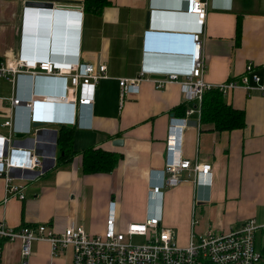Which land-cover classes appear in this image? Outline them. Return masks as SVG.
<instances>
[{
	"label": "crops",
	"instance_id": "1",
	"mask_svg": "<svg viewBox=\"0 0 264 264\" xmlns=\"http://www.w3.org/2000/svg\"><path fill=\"white\" fill-rule=\"evenodd\" d=\"M108 1L95 8L85 6L84 0H53V7L0 0V62L21 56L104 63L107 73L95 88L93 102L81 107L80 120L73 101L34 100L33 121L46 122L57 130V137L62 127H71L75 153L59 162L55 157V165L40 174L17 177L24 184V198L7 193L0 177V221L12 226L47 222L56 230L75 221L88 232L101 234L113 199L119 228L144 219L155 204L181 244L187 242L191 228L198 233L207 228L228 230L248 217L264 223V91L254 80L257 75L264 83V0H208L204 23L186 11L188 0ZM194 31L203 39L204 77L210 83L240 79L246 64H253L249 83L255 87H236L224 95L226 103L243 110V126L218 130L193 113L181 127L185 104L176 81L156 88L146 78L137 93L120 101V77L141 70L185 75ZM69 83L68 75L38 74L33 81L14 82L0 76V132L7 131L3 121L10 115L12 95L25 99L14 112L26 125L31 91L64 95ZM173 118L180 125L177 149L185 157L210 162L211 182L196 185L187 179L162 188L154 197L150 181L160 179ZM33 129L23 137L34 135ZM115 138L123 142L113 144ZM52 139L49 133L39 139L47 156ZM88 146L115 152L113 170L84 173L81 151ZM193 215L197 222L191 227ZM68 247L53 256L47 240H35L28 264H72ZM1 264H22L19 240L3 242Z\"/></svg>",
	"mask_w": 264,
	"mask_h": 264
},
{
	"label": "built area",
	"instance_id": "2",
	"mask_svg": "<svg viewBox=\"0 0 264 264\" xmlns=\"http://www.w3.org/2000/svg\"><path fill=\"white\" fill-rule=\"evenodd\" d=\"M208 0H188L186 11L196 15L200 23L205 22ZM188 72L180 76L177 73H164L153 76L147 71H139L132 77L118 79L120 101L126 95L137 93L141 81L149 78L156 88H163L170 81L179 84L183 101L186 104L185 117H181V127L187 115L201 114V100L205 91L217 89L223 95L236 87L251 89L258 87L264 91V83H260L255 75L256 85L249 83V73L253 64L248 62L240 79L230 78L217 84L210 83L204 77L206 65L203 55V39L197 31L191 34L190 64ZM38 74L68 75L70 83L65 86L66 94H40L30 92L26 125H23L14 112L21 100L19 93L12 95L10 115L4 119L7 127L5 133L0 132V177L6 182L7 193L24 198V184L16 181L10 174L11 168L40 169L41 157L34 148L17 144L15 132L24 135L33 132L32 106L38 97L49 102H69L77 104L78 109L93 102L95 88L100 79L107 76L106 65H94L89 62H71L65 60L36 59L33 57H16L0 62V76L9 80L20 81L28 78L33 81ZM195 103V105H192ZM173 118L169 125L171 134L167 141V157L161 169L160 179L150 181V192L155 197L161 194L162 188L192 180L194 184L211 182V163L197 157H185L176 147V135L179 122ZM87 125H84L86 127ZM175 135V136H174ZM159 203V202H158ZM197 222L191 218V227ZM135 236L140 242L133 241ZM19 240L22 264H28L31 243L35 240H47L53 256L60 254L69 245L73 249L72 264H261L264 262V223H257L254 217L244 219L237 227L217 231L207 228L198 233L190 229L186 243L181 244L175 230L162 221V212L154 204L142 220L128 221L123 228L117 226L115 201L109 202L106 217V228L101 234L88 232L82 225L70 221L62 229L56 230L47 222L23 223L12 226L0 221V264L3 242Z\"/></svg>",
	"mask_w": 264,
	"mask_h": 264
},
{
	"label": "trees",
	"instance_id": "3",
	"mask_svg": "<svg viewBox=\"0 0 264 264\" xmlns=\"http://www.w3.org/2000/svg\"><path fill=\"white\" fill-rule=\"evenodd\" d=\"M108 0H84L85 6L95 8L107 4ZM185 104V103H184ZM184 110L186 108L183 105ZM201 121L211 122L215 129H232L244 125V112L224 100V95L217 89H209L204 92L201 100ZM57 139L59 159L67 160L75 153L72 147V129L65 126L60 129ZM118 155L100 146H88L81 151V165L84 173L110 172L116 165Z\"/></svg>",
	"mask_w": 264,
	"mask_h": 264
},
{
	"label": "water",
	"instance_id": "4",
	"mask_svg": "<svg viewBox=\"0 0 264 264\" xmlns=\"http://www.w3.org/2000/svg\"><path fill=\"white\" fill-rule=\"evenodd\" d=\"M26 5L30 7H53V0H26ZM62 8V9H66ZM69 9V8H68ZM148 25V24H147ZM153 76H158L157 74H153ZM33 127L36 128L35 134L32 136H24L23 133L15 132L14 135L16 137L15 142L17 144H23L25 146L34 148L36 152L42 155V161H41V167L40 169L32 170V169H21V168H11L10 174L15 177H30L31 174L37 175L40 174L51 167L55 165V151H56V137H57V130L56 129H50L46 126V122L44 121H33L32 122ZM49 133L52 135V145L47 146L48 148H51L50 154L47 156L46 154H43L41 147V141L40 136L41 134ZM20 137V139H18ZM23 137V138H21ZM113 144H121L123 140L121 138H115L113 139ZM261 264H264L261 263Z\"/></svg>",
	"mask_w": 264,
	"mask_h": 264
},
{
	"label": "rangeland",
	"instance_id": "5",
	"mask_svg": "<svg viewBox=\"0 0 264 264\" xmlns=\"http://www.w3.org/2000/svg\"><path fill=\"white\" fill-rule=\"evenodd\" d=\"M213 227V226H212ZM123 228V227H122ZM214 229V228H213ZM141 237H138V236H135L134 238H133V241H135V242H140L141 241ZM180 243H181V241H179ZM71 247V246H70ZM70 247H68V248H70ZM72 248V247H71ZM72 251H73V249H72Z\"/></svg>",
	"mask_w": 264,
	"mask_h": 264
},
{
	"label": "clouds",
	"instance_id": "6",
	"mask_svg": "<svg viewBox=\"0 0 264 264\" xmlns=\"http://www.w3.org/2000/svg\"><path fill=\"white\" fill-rule=\"evenodd\" d=\"M80 115H81V107L78 109V115H77V117H78L79 120L81 118ZM175 143H177L176 140H175Z\"/></svg>",
	"mask_w": 264,
	"mask_h": 264
}]
</instances>
